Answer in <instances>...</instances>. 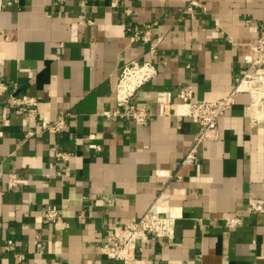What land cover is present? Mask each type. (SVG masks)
I'll use <instances>...</instances> for the list:
<instances>
[{"label": "crops", "instance_id": "obj_1", "mask_svg": "<svg viewBox=\"0 0 264 264\" xmlns=\"http://www.w3.org/2000/svg\"><path fill=\"white\" fill-rule=\"evenodd\" d=\"M189 1L0 0V264H19L4 248L9 238L24 264H264V212L246 210L249 198H264V110L252 121L248 93H237L219 136L184 164L202 125L175 106L185 85L195 101L230 92L264 33V0H199L204 10ZM145 23H153L152 56L131 38ZM144 59L157 72L132 99L148 121L107 117L121 67ZM162 90L173 95L167 115L155 101ZM19 94L37 101L26 126L8 101ZM61 114V132L41 130ZM156 199L175 217L173 237L149 234L122 259L104 255L109 228ZM51 204L61 217L44 222ZM226 216L242 223L228 227Z\"/></svg>", "mask_w": 264, "mask_h": 264}, {"label": "built area", "instance_id": "obj_2", "mask_svg": "<svg viewBox=\"0 0 264 264\" xmlns=\"http://www.w3.org/2000/svg\"><path fill=\"white\" fill-rule=\"evenodd\" d=\"M64 1V0H60ZM89 0H83L88 2ZM189 4L198 6L202 10L204 5L199 0H190ZM129 12V10H127ZM91 23L90 20L87 21ZM153 23H145L141 28L133 26L131 38L134 41L141 40L148 44L147 53L152 56L156 47L151 44ZM242 66L240 76L235 86L222 97L215 99L193 100V89L190 85L179 88L175 97V106L178 113L198 120L202 127L196 142L183 157L182 163L191 164L197 155L199 145L206 140L219 136L218 119L229 110L235 103L236 94L246 92L249 95V102L246 106L252 121H257L254 109L264 110V72H259L258 67L264 65V33H261L257 40L251 45L248 54L241 59ZM156 66L150 59L142 61L131 60L123 64L114 82V108L105 110L107 117H124L137 123L145 124L148 121L150 111L147 107L137 103L132 98L145 82L156 75ZM4 84L0 82V93ZM8 101L20 112H22L23 126L35 121L38 117L37 101L34 96L28 94L9 95ZM159 115H167L174 103L170 91L162 90L156 93L155 98ZM67 124L64 114H61L52 121L44 122L41 125L42 131L51 133L61 132ZM32 132L26 130L25 136ZM99 149V146L93 145ZM71 152L57 151L55 156L62 160H68ZM15 185V177L11 175L9 187ZM246 210L248 213L264 212V198H249ZM61 209L51 204L42 210L44 222H55L61 217ZM242 223L240 216L224 217V224L228 227L238 226ZM175 217L165 214L158 199L140 215L129 218L122 224L112 225L107 234V242L101 247L104 255L113 259H122L129 253L131 243L136 239L145 240L149 234L158 237L172 238L174 235ZM5 250L11 251L13 258L19 264H24L25 254L19 251L15 241L9 238L4 243Z\"/></svg>", "mask_w": 264, "mask_h": 264}, {"label": "bare ground", "instance_id": "obj_3", "mask_svg": "<svg viewBox=\"0 0 264 264\" xmlns=\"http://www.w3.org/2000/svg\"><path fill=\"white\" fill-rule=\"evenodd\" d=\"M258 110L257 109H254V112L256 113ZM163 209V208H162Z\"/></svg>", "mask_w": 264, "mask_h": 264}]
</instances>
